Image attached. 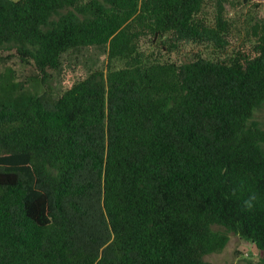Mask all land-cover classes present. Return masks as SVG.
I'll return each mask as SVG.
<instances>
[{
    "label": "trees",
    "instance_id": "obj_1",
    "mask_svg": "<svg viewBox=\"0 0 264 264\" xmlns=\"http://www.w3.org/2000/svg\"><path fill=\"white\" fill-rule=\"evenodd\" d=\"M208 1L0 0V264H215L232 235L264 254V21L227 53ZM145 37L217 53L162 62ZM92 47L105 67L57 100L20 93Z\"/></svg>",
    "mask_w": 264,
    "mask_h": 264
},
{
    "label": "rangeland",
    "instance_id": "obj_2",
    "mask_svg": "<svg viewBox=\"0 0 264 264\" xmlns=\"http://www.w3.org/2000/svg\"><path fill=\"white\" fill-rule=\"evenodd\" d=\"M216 5L217 0H209L199 15L212 27L218 14ZM223 5L229 41L227 53H231L237 47L252 51L256 41L254 28L264 21V0H223ZM141 50L152 59L175 63L188 62L198 56L215 58L217 53V49L212 45L179 43L175 46L170 42L161 44L146 37L142 40ZM107 58V47H92L67 53L63 56L61 68L54 74L49 84L35 81L25 85L19 92L36 93L44 95L51 101L57 100L66 89L86 78L91 71L103 69ZM253 121L264 125V107L255 112ZM263 255L252 242L232 235L222 252L208 255L206 260L215 264H261Z\"/></svg>",
    "mask_w": 264,
    "mask_h": 264
}]
</instances>
